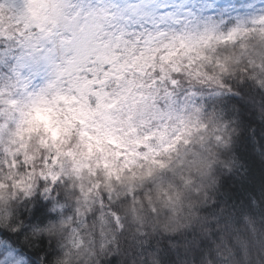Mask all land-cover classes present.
Here are the masks:
<instances>
[{"label": "clouds", "instance_id": "clouds-1", "mask_svg": "<svg viewBox=\"0 0 264 264\" xmlns=\"http://www.w3.org/2000/svg\"><path fill=\"white\" fill-rule=\"evenodd\" d=\"M0 264H264V0H0Z\"/></svg>", "mask_w": 264, "mask_h": 264}]
</instances>
